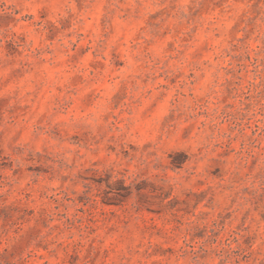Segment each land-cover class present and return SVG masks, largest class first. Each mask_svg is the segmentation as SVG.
I'll return each instance as SVG.
<instances>
[{
  "label": "rangeland",
  "instance_id": "374dc122",
  "mask_svg": "<svg viewBox=\"0 0 264 264\" xmlns=\"http://www.w3.org/2000/svg\"><path fill=\"white\" fill-rule=\"evenodd\" d=\"M0 264H264V0H0Z\"/></svg>",
  "mask_w": 264,
  "mask_h": 264
}]
</instances>
